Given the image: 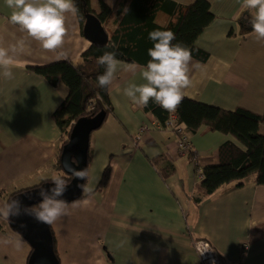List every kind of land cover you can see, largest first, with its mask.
<instances>
[{
  "label": "crops",
  "instance_id": "0c3cea01",
  "mask_svg": "<svg viewBox=\"0 0 264 264\" xmlns=\"http://www.w3.org/2000/svg\"><path fill=\"white\" fill-rule=\"evenodd\" d=\"M208 1L214 20L196 44L209 56L206 61L192 57V84L183 90L184 97L262 114L264 43L255 40L251 19L244 16L249 10L243 8V0ZM90 3L96 8V0ZM11 11L0 0V46L25 39L28 50L15 57L13 79L0 76V205L10 193L60 175L54 164L62 133L52 113L67 95L63 83L52 86L32 70L63 59L10 24ZM249 12L252 16L254 10ZM66 27L62 50L75 62L90 42L77 15L67 14ZM139 68L135 74L117 73L109 86L112 111L90 134L85 184L92 183L94 191L70 202L77 205L71 214L50 225L59 264H201L193 247L196 238L209 241L221 264H264V184L248 178L241 186L224 185L193 204L192 193L201 177L195 161L180 149L184 125L176 131L165 125L175 119L172 111L145 113L124 95L130 83L144 82ZM226 141L236 143L231 135L207 126L186 139L197 158L213 159ZM166 163L173 169L162 176ZM107 165L108 178L98 187ZM16 241L21 244L18 249ZM30 251L0 217V264H27Z\"/></svg>",
  "mask_w": 264,
  "mask_h": 264
},
{
  "label": "trees",
  "instance_id": "16d2710c",
  "mask_svg": "<svg viewBox=\"0 0 264 264\" xmlns=\"http://www.w3.org/2000/svg\"><path fill=\"white\" fill-rule=\"evenodd\" d=\"M93 8L90 0H74L78 8V22L82 32L85 14L93 13L108 33V43L98 47L90 44L75 62L63 59L50 64L32 67L50 85L63 83L67 88L64 100L53 111L52 118L60 130L61 140L56 151L54 167L62 172L59 163L60 150L67 142L74 121L82 116H91L104 110L106 116L112 111L109 99V88L97 85V77L103 74L104 68L97 64V59L105 52H114L120 61L145 66L150 57L148 48L152 41L148 32L154 29L171 30L175 34L173 44L188 48L192 57L206 61L209 54L196 44L198 36L212 23L214 15L208 0H194L191 4H182L175 0H116L113 8H109L104 0H96ZM129 9L122 13L124 7ZM249 11L244 13L252 19ZM243 16V15H242ZM83 34V32H82ZM161 107L150 101L143 108L145 113H153ZM176 122L183 124L180 134H195L201 126L231 135L236 143L226 141L218 149L216 158H197L196 166L200 170L201 180L192 193V203L199 205L206 197L228 184L243 185L248 178L257 184H264V112L258 114L244 108L233 110L207 104L192 98L184 97L175 111H172ZM191 158L192 152H187ZM91 160L88 149L87 162ZM162 176L173 169L172 164H165ZM107 165L100 177L98 187H102L109 174ZM67 181L70 177L63 175ZM0 193H4L3 190ZM10 193L6 199L12 196ZM54 250L55 237L51 230ZM22 238V237H21ZM56 253V250H55Z\"/></svg>",
  "mask_w": 264,
  "mask_h": 264
},
{
  "label": "clouds",
  "instance_id": "9594fccd",
  "mask_svg": "<svg viewBox=\"0 0 264 264\" xmlns=\"http://www.w3.org/2000/svg\"><path fill=\"white\" fill-rule=\"evenodd\" d=\"M109 8H113L114 0H105ZM5 5L11 9L9 23L17 26L26 38L35 41L46 52L57 53L56 59H66L67 52L63 51L68 30L66 16L78 14L74 0H5ZM243 8L254 10L250 21L254 38L257 42L264 43V0H243ZM129 9L125 6L123 14ZM148 39L152 47L147 54L150 59L143 68L133 62L122 66L114 52H105L98 57L97 64L104 68L103 74L97 77V85L107 89L117 77L118 72L135 74L139 68L143 83H130L124 89V95L141 109L152 101L166 111H175L184 98V89L191 86L189 64L192 61V52L180 45L173 44L175 34L171 30L154 29L148 32ZM28 50L26 40H17L8 47L0 46V76L6 80L14 77L13 68L16 56ZM156 153H153L155 155ZM72 179L86 181L87 169H71ZM44 181H51L54 185L48 189L40 188L38 195L41 199L38 207L29 210L22 207L18 199L0 205V217L11 219L22 214L31 215L37 222L52 225L62 217L71 214L77 207L71 206L63 199L67 190L68 181L62 175L56 174ZM98 182V178H97ZM82 193L90 195L94 191L92 183L78 184ZM5 243L10 241L5 240ZM15 248H20L19 241L14 243Z\"/></svg>",
  "mask_w": 264,
  "mask_h": 264
},
{
  "label": "water",
  "instance_id": "95a60500",
  "mask_svg": "<svg viewBox=\"0 0 264 264\" xmlns=\"http://www.w3.org/2000/svg\"><path fill=\"white\" fill-rule=\"evenodd\" d=\"M84 37L98 47L108 43V33L105 31L99 19L90 12L85 14L82 28ZM106 117V112L101 110L91 116H82L73 122L67 142L63 144L59 163L65 175L69 176L68 187L63 199L73 202L82 195V189L78 184H85L83 180L72 179L71 169H87V153L89 139L92 131L99 128ZM54 186L51 181H43L40 184L14 192L8 199H18L22 207H29V210L38 205L41 197L38 195L41 187L48 189ZM8 226L12 231L20 235L29 245L31 251L27 264H59L58 257L54 250L53 238L50 225L37 222L31 215L22 214L18 217L7 219Z\"/></svg>",
  "mask_w": 264,
  "mask_h": 264
},
{
  "label": "built area",
  "instance_id": "2783aa9c",
  "mask_svg": "<svg viewBox=\"0 0 264 264\" xmlns=\"http://www.w3.org/2000/svg\"><path fill=\"white\" fill-rule=\"evenodd\" d=\"M166 126H172V128L176 131L181 130V124L176 122V120L171 117L168 119V121L165 122ZM187 137L183 136L180 139V149L183 152H187L190 150L189 144L186 142ZM191 158L195 161L196 164V159L197 157L195 154H191ZM201 177V175H200ZM193 247L196 252L197 257L200 260L201 264H221V258L217 251L212 247V245L207 241L206 239L203 238H196L193 241Z\"/></svg>",
  "mask_w": 264,
  "mask_h": 264
},
{
  "label": "flooded vegetation",
  "instance_id": "af4514ba",
  "mask_svg": "<svg viewBox=\"0 0 264 264\" xmlns=\"http://www.w3.org/2000/svg\"><path fill=\"white\" fill-rule=\"evenodd\" d=\"M60 175H62V172L60 173ZM63 175H65V174H63ZM35 207H38V205L34 206V208H35Z\"/></svg>",
  "mask_w": 264,
  "mask_h": 264
}]
</instances>
